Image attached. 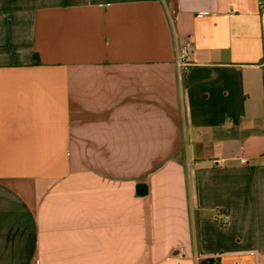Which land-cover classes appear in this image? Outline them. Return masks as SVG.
Masks as SVG:
<instances>
[{"label": "crops", "instance_id": "1", "mask_svg": "<svg viewBox=\"0 0 264 264\" xmlns=\"http://www.w3.org/2000/svg\"><path fill=\"white\" fill-rule=\"evenodd\" d=\"M205 259L264 264L258 0H0V264Z\"/></svg>", "mask_w": 264, "mask_h": 264}, {"label": "built area", "instance_id": "2", "mask_svg": "<svg viewBox=\"0 0 264 264\" xmlns=\"http://www.w3.org/2000/svg\"><path fill=\"white\" fill-rule=\"evenodd\" d=\"M258 5H259V10H260V14L264 20V0H258ZM191 50V43L189 42L188 44H186L184 47H182L177 54V59H176V63L177 66L179 68V74H180V78H183V73L187 70V68L189 67V64L187 63V58L189 56ZM180 254H183L184 252V247H180L177 250Z\"/></svg>", "mask_w": 264, "mask_h": 264}, {"label": "trees", "instance_id": "3", "mask_svg": "<svg viewBox=\"0 0 264 264\" xmlns=\"http://www.w3.org/2000/svg\"><path fill=\"white\" fill-rule=\"evenodd\" d=\"M200 264H218V262L215 259H205L202 260Z\"/></svg>", "mask_w": 264, "mask_h": 264}]
</instances>
